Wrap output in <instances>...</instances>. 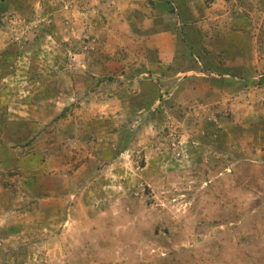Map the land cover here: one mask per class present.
<instances>
[{
	"label": "rangeland",
	"instance_id": "1",
	"mask_svg": "<svg viewBox=\"0 0 264 264\" xmlns=\"http://www.w3.org/2000/svg\"><path fill=\"white\" fill-rule=\"evenodd\" d=\"M181 1L0 0V264H264V0Z\"/></svg>",
	"mask_w": 264,
	"mask_h": 264
},
{
	"label": "crops",
	"instance_id": "2",
	"mask_svg": "<svg viewBox=\"0 0 264 264\" xmlns=\"http://www.w3.org/2000/svg\"><path fill=\"white\" fill-rule=\"evenodd\" d=\"M116 1L117 0H114L115 3H116ZM190 1L191 0H182L181 2H179V4H182V6L187 8V9H202V10H204L206 8L203 5L201 6L199 3H198L199 6H196L195 5L196 2H190ZM164 3L165 2H162V4H164ZM165 5H166V3H165ZM116 6H117L116 8L114 7V14H112V10L108 11V14H109L108 15V19H112L113 16L116 18V20L113 19L112 22L109 24L110 26L112 25V27H114V29L109 30V32L112 33V34H115V35L117 34V28L115 27V25L125 26L126 22H127L126 21V15L128 13L133 15L135 13V11L138 10V7H136V5H135V0H127V1L126 0H122V2L120 0H118V3H116ZM194 12H195V10H194ZM213 19L215 20L217 18L213 17V18H210L209 20L208 19H204V21L200 22V24L204 23L203 27H204V29H206V25L208 23H210V21H213ZM215 21L219 22V20H215ZM151 25L149 24L150 27L149 26L146 27V26H143V24L140 25V24L136 23L134 20L129 21V26L130 27L128 26L129 29L127 30L128 36H125V37H127L128 40H130V41L135 43V41H134L135 40V34H137V32H143V30L145 31V29L147 31H149L150 28H151ZM206 31L207 30H204V32L202 34L203 36L206 34ZM215 31H217V30H215ZM184 34L185 33H183V35ZM159 37H161V39H166L168 43L166 44L167 46H165L164 48L159 49V53L158 54L163 55V56H164V54H168L170 57L166 61H168V62L169 61H173L174 58L176 57L175 56L176 55L175 54L176 43H172V44L169 43L170 39L173 37L172 31H170L168 33L167 32H163V33H161L159 35ZM151 38L153 39L152 36H151ZM146 39H147V37H146ZM159 46H161V45H157V46L154 45L152 47V49H158Z\"/></svg>",
	"mask_w": 264,
	"mask_h": 264
}]
</instances>
